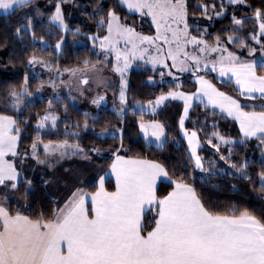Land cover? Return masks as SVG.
<instances>
[{
	"label": "trees",
	"instance_id": "16d2710c",
	"mask_svg": "<svg viewBox=\"0 0 264 264\" xmlns=\"http://www.w3.org/2000/svg\"><path fill=\"white\" fill-rule=\"evenodd\" d=\"M72 1L30 0L28 4L17 6L7 14H0V115L11 116L18 121L20 131L17 154L25 152L36 139H41L46 142L74 143L84 150L85 155L68 156L54 164L53 167L61 168L60 175L69 183L66 188L60 187L55 192L56 199L50 195L44 182L32 179L29 189L21 180L17 184L6 181L0 185V201L4 195L5 199L1 202L10 212L23 210L31 220L48 222L75 191L96 189L95 180L98 175L93 172L89 158L105 171L112 156L121 154L154 161L167 171L171 180L159 182L156 189L158 199L169 192L174 182H183L194 188L205 209L214 215L239 216L246 210L258 220L264 221V181L259 178L264 173V143L259 137H243L231 118L203 103L193 104L184 127L195 131L198 136L197 155L201 157L204 167L211 169L205 172L194 165L187 143L180 133V102L167 101L153 113L135 110L136 103L150 102L171 90L193 92L196 88L193 73L180 74L176 80H161V68L144 66L132 69L126 90L128 110L122 116L104 107L98 117L91 118L70 105L63 107L53 104L50 108L46 101L38 99L20 112L8 105L10 94L20 89L26 78L30 91L38 85V80L31 76L27 66L32 56L51 59L61 68L87 67L99 62L101 56L96 47L92 46L88 35L98 38L105 36L110 10L115 11L124 25L144 34L155 33L149 22L129 12L118 0H83L84 6L75 8V16L69 17L71 8H74L71 6ZM185 1L190 35L203 38L211 45L229 37H237L235 42L229 44V51L246 59L251 56V49H264V32L260 28L264 16H256V10L264 13V0H244L237 4L224 0ZM57 2L63 6L64 20L68 25L65 32L49 21ZM204 7L222 14L210 22L203 17L206 13ZM234 19L241 20L242 25H235ZM17 29L22 31L18 33ZM61 40L62 49L57 51L55 44ZM239 40H243L244 44L239 43ZM41 41L46 42L47 46H42ZM85 61L88 63L85 64ZM197 74L204 75L243 107L264 109V99L260 96L248 99L239 92L234 82L217 79L212 73L203 70ZM257 74L264 75V70L257 68ZM48 109H53L57 116L55 127L40 131L37 128L38 120ZM142 120H156L163 125L165 141L161 146L143 139L139 131ZM86 123H89L88 128L84 127ZM221 137L228 142H221ZM99 152L111 155H97ZM222 156L225 159H220ZM24 175L29 174L25 172ZM77 180L81 182H74ZM13 183L16 188L11 187ZM104 184L108 191L114 189L111 179H106ZM16 194L23 199L21 201L26 207H15L12 199ZM154 217L153 207L144 214V232L152 229Z\"/></svg>",
	"mask_w": 264,
	"mask_h": 264
},
{
	"label": "snow or ice",
	"instance_id": "6c2138e0",
	"mask_svg": "<svg viewBox=\"0 0 264 264\" xmlns=\"http://www.w3.org/2000/svg\"><path fill=\"white\" fill-rule=\"evenodd\" d=\"M29 2L30 0H0V9L10 10L14 6H23ZM122 2L130 11L151 16L158 32L162 24L170 27L169 20H171L177 23L183 22L184 35H187L185 0H122ZM243 2L244 0H229L231 4ZM256 16H264V13L256 10ZM109 17L111 19L108 21V31L112 33L113 21L118 20V17L114 12H110ZM52 20L64 27L59 5ZM242 23L241 20L234 19L235 25L240 26ZM260 28L264 32V23L260 24ZM20 31L22 29H17L18 33ZM115 31L127 43H131L134 50L138 48L133 41L134 36L141 44L152 43L154 39L159 38V36L156 38L138 36L133 28L122 27L118 23ZM172 34L174 39L179 41L177 32L173 31ZM237 39V37H229V42H235ZM109 40L110 37L106 36L101 41L102 50H107L104 41ZM164 40L168 42L167 36ZM188 42L204 43L196 37H192ZM114 43L112 42L113 50H115ZM239 43L244 44V41L239 40ZM55 47L60 49L61 44L58 43ZM200 50L204 51L203 48ZM254 53L255 49L249 51V55ZM132 55L135 58L136 52L133 51ZM168 55L175 60L171 51ZM139 58L143 59V53ZM117 59H120V53H117ZM221 59L228 60L230 66L221 67L220 76L231 73L236 77V84L240 86L242 94H249L248 99H255L256 97L252 95L255 93H259L260 98L264 99V75L257 74V68L264 70V51L258 61H241L232 53ZM157 62V58L152 59L154 66ZM196 62L199 63V60L197 59ZM34 63L40 62L35 58L29 60V64ZM87 63L85 61V64ZM128 67L129 59L125 56L123 67L116 70L123 76ZM215 70L213 66L212 71ZM71 75H75V72H71ZM81 82L87 84L89 81L84 79ZM200 82L205 85L203 95L208 97L209 103H216L214 97H222L228 101L230 106L225 109L221 104V110H226L229 116L239 120L245 137L257 136L259 133V138L264 143V111L245 112L236 100L217 92L206 81L201 79ZM11 95L15 99L13 108L19 110L22 97L29 93L25 89L23 93L13 92ZM169 95L173 99H184L185 113H187L188 101L192 98L182 93ZM167 98L161 95L156 105ZM103 100L104 97H98L92 102L99 106ZM120 100L121 103L125 102L123 81ZM48 103L51 104V101ZM156 105H153V110ZM49 118L48 115L44 116L39 126L44 127V122ZM51 119L54 124L55 117ZM17 124L18 121L11 116L0 115V185H4L6 181L16 180L18 175L14 165L4 159L9 153L13 156L17 155L16 145L20 131ZM139 127L146 138L151 135L157 142L164 136L160 124H140ZM14 131L17 135H13ZM195 135L196 133H192L193 137ZM189 143H192L191 139ZM62 147L72 146L66 144L56 146V148ZM35 148L34 144L33 149ZM45 151H49L48 146H45ZM80 151L82 150L77 148L71 154L75 155ZM68 154L61 152L62 157ZM192 156L195 158L197 168L205 172L211 171L210 168L204 167L201 157L196 155L195 148L192 149ZM220 159L225 157L222 156ZM39 162L44 163V161ZM112 172L116 175L117 190L114 193L104 191V177L100 178V190L90 197L92 218H89L85 208V197L81 195L75 198L76 193L73 194L75 199L64 208L57 209L55 219L48 222L33 221L19 213L13 216L5 207L0 206V229H2L0 230V264H264V221L258 220L246 210L239 216L214 215L205 209L194 188L181 183H175L173 191L158 199L155 194L157 180L161 177L171 180V177L161 165L150 161L125 159L117 155L112 164ZM259 178L264 181V173H261ZM11 187L16 188V184L13 183ZM152 206H158L153 218L154 227L145 235L143 214L151 211Z\"/></svg>",
	"mask_w": 264,
	"mask_h": 264
},
{
	"label": "rangeland",
	"instance_id": "374dc122",
	"mask_svg": "<svg viewBox=\"0 0 264 264\" xmlns=\"http://www.w3.org/2000/svg\"><path fill=\"white\" fill-rule=\"evenodd\" d=\"M119 3L124 6L129 12L133 14L139 15L141 18H143L145 21L149 22L152 27L155 30V33L153 35L144 34L136 29L135 34L138 36H146V37H152L156 38L159 36L158 39H154L152 43L145 42L143 44L140 43L139 39L136 38V36L133 37L134 43L138 45L137 49H133L131 43H127L124 38H121L117 35L115 31L116 24L118 23L122 27H129L124 25L118 15L115 13L114 10H110V12H114L116 17H118V20L113 21V31L112 33H109L108 31V21L111 19L109 17V13L107 16L106 21V34L104 37L108 36L110 37L109 41H104L105 45L107 46V50L101 49V41H103L104 37H96L95 35H88V39L90 40L93 47H96L98 53L101 56V60L91 66L87 67H80L75 66L72 68H61L57 64H54L51 59L42 58L38 56H32L29 58V60L35 58L36 61H39L40 63H34L29 64V60L27 62V66L30 70V74L32 77L36 78L38 80L37 87L33 90H29L28 85V79H25L24 84L20 89L13 90V92L16 93H23L25 89H27V92L29 95H25L22 97V100L19 105V110H16L13 108V103H15L14 97L10 94L8 105L15 110L16 112H20L26 108L27 105L32 104L35 100H44L47 102L50 108L53 107V104H60L63 107H66V105H70L74 109H78L80 111H83L88 114L91 118H96L99 116V113L102 108H110L116 112L118 116H122L127 110V104H126V90L128 85V75L129 72L132 69H137L144 66H149L152 68H161L162 72L161 74V80L171 79L176 80L180 74L184 73H193L194 78L196 81L197 91L201 88L202 89V83H200V76L197 74V72L203 70L206 72L212 73L217 79H220V68L221 67H229V61L228 60H222L221 57H227L229 53H232L229 51V44H232L233 42H229V38L225 41L217 42L214 45H211L206 42L205 39L192 36L189 34V27H187V35H184V23L180 22H173L169 20V26L161 25L159 32L157 30V26L153 23V19L151 16L148 15H141L139 12L130 11L127 8V5L122 2V0H118ZM225 2L229 3V0H224ZM57 5L61 8V14L63 16L64 21V27H62L58 22H55L52 20V17L55 15L56 7ZM71 6L74 8H71L69 12V17L75 16V8H78L80 6H84L83 0H77L72 1ZM186 6V1H185ZM17 6H14L10 10H2L0 9V14H7L11 11H13L14 8ZM206 10V13L204 14L205 20L213 21L214 18H217L222 13L213 12L214 10H208L206 7H204ZM186 23H187V13H186ZM203 20V19H202ZM49 21L60 28L62 31L68 30L67 22L64 20V10L63 6L60 2H57L55 4V7L53 9V12L51 13L49 17ZM199 21V20H198ZM201 23V21H200ZM188 26V25H187ZM168 28V30H166ZM173 31L177 32V35L179 36V41L174 39L173 37ZM167 36L168 42H165L164 37ZM192 37H196L197 40H202L204 43L202 44H196L191 43L188 41H191ZM94 39H96L94 41ZM76 42L83 43L81 40H77ZM112 42L114 43V49L112 48ZM61 44L60 49H55L57 51H60L63 46V40L57 42V44ZM42 46H47V43L44 41H41ZM204 49V51H201L200 49ZM212 48H217V51H212ZM144 49H147V51H144ZM226 49V50H225ZM133 51L136 52L135 58L133 57L132 53ZM169 51H171L172 56L175 57V60L172 59L168 55ZM117 53H120V59H117ZM143 53V59H140V54ZM236 57H239L241 61H249L251 62L253 60V57H248L246 59L245 57H240L236 53H232ZM128 56L129 59V67L127 70L123 73V76L119 71H117V68L123 67L124 57ZM157 58L158 62L155 64V66L152 63V59ZM199 60V63L196 62V60ZM167 65V66H165ZM174 65V66H173ZM213 66H215V71H212ZM67 70V71H66ZM71 72H75V75H71ZM171 73V75H169ZM87 79L89 82L87 84H83L81 81ZM223 80V79H220ZM122 81L124 84V92H125V102L121 103L120 100V92H121V85ZM196 91V92H197ZM173 92H168L165 94H162L166 97L162 103L159 105H156V101L159 97L156 99L147 102V103H136L135 104V110L145 113H153L156 110L160 109L167 101L171 100L172 97L169 95ZM98 97H104V100L100 103L99 106L96 104H93V100L97 99ZM51 101V104L48 102ZM153 105L155 106V109L153 110ZM122 109V111H121ZM48 115L50 118L44 122V127H40L41 120L44 116ZM51 117H55V123L53 124V121ZM57 120V116L53 109L46 110L45 114L38 120L37 128L40 131H44L48 128L55 127ZM140 124H146L150 125L152 123H158L156 120H142L140 121ZM87 125V127H85ZM85 128L89 127V123L84 124ZM141 131V130H140ZM143 133V132H142ZM149 133H151V129L149 128ZM186 141V140H185ZM220 141L223 142L225 139ZM36 145V148L33 149V145ZM69 145L72 147H62V148H56L58 145ZM45 146H48L49 151H45ZM77 148L81 149L82 151L77 152L75 155L83 156L84 150L74 143H70L68 141L63 142H46L42 141L41 139H36L32 145L25 150L23 153H18L16 156H13L11 159L15 163L16 168L18 169L19 173L17 175L15 182L16 184L21 180L26 184V188L29 189L31 187V180L32 179H39L40 181L44 182L46 185L50 195L56 199V191L60 187L66 188L69 183L62 178L60 175L61 168L53 167L54 164H56L58 161L68 157V156H74L71 153L74 152ZM52 149H56L55 151H52ZM189 154L193 160L194 165L195 158L192 156V150L190 148L188 149ZM61 152H67L68 155L61 156ZM35 153V154H33ZM94 153L96 151L94 150ZM97 155H106L110 156L111 153H103L99 152ZM197 155V154H196ZM5 159V158H4ZM39 161H44V163H40ZM90 163H92L93 172L98 175L95 182L98 184L100 182V178L104 177L105 171L104 169L96 162H93L92 158H89ZM25 172H27L29 175H24ZM83 181V180H82ZM74 182H81V180H77ZM7 194V192L5 193ZM2 197V195H1ZM4 200L5 197L3 195L2 197ZM12 202L15 203V207H26V204H24L18 195H13ZM7 202H9V198L7 199ZM23 212V210L21 211Z\"/></svg>",
	"mask_w": 264,
	"mask_h": 264
},
{
	"label": "crops",
	"instance_id": "0c3cea01",
	"mask_svg": "<svg viewBox=\"0 0 264 264\" xmlns=\"http://www.w3.org/2000/svg\"><path fill=\"white\" fill-rule=\"evenodd\" d=\"M262 51H264V49L255 50V53H254L253 55H251L250 57H253V60H257V61H258V60L261 59V53H262ZM258 75H259V74H258ZM219 78H220V79H223V80H229V81L234 82L236 88L239 90L240 93H242V92H241V89H240V86L236 84V77H234L231 73H228L226 76L219 77ZM201 79H202L203 81H206L208 84L212 85V87L215 88L217 92H219V93H223L224 96H226V97H230L231 99L236 100L235 98H233L232 96L228 95L227 93H225V92L219 90V89H218V88H217V87H216V86H215V85H214V84H213L208 78H206L204 75H201V76H200V80H201ZM193 80H194L195 85H196L195 78H193ZM200 83H201V82H200ZM204 89H205V85L202 84V89L200 88L198 91H197V86H196V88H195V90H194L193 92H186V91H183V90H180V89H175V90L168 91V92H173V94H181V93H182L184 96H188V97H191V98H192L191 100L188 101V111H187V113H185V100H184V99H180V98L173 99V98H172L171 100L178 101V102H180V103L182 104V112H181L180 120H179V130H180V133L183 135L184 139L186 140V143H187V147H188V149L190 148V150H192L193 148H195L196 154H197V149H198V146H199L198 136H197V134H196L195 137H193V136H192V133H196V132H195V131H192V130H187V129H185V127H184L185 120H186V118H187L188 112H189L191 106H192L193 104H195V103H203V104H205L206 106H208V107H210V108H212V109H214V110H216V111L222 113L223 115H226L227 117L231 118L232 120H234L235 123H236V125H237V127H238V129H239V131H240V133H241V135H242L243 137H245L244 134H243V132H242V130H241L239 120L235 119L234 116H229V115L227 114V111H226V110H224V111L221 110V104L224 105L225 109H226L227 107L230 106V105L228 104V101H225L222 97H214V99L216 100V103H209V101H208V97L203 95ZM196 91H197V92H196ZM209 91H210V90H209ZM168 92H166V93H168ZM164 94H165V93H164ZM243 95L248 96L249 94H248V93H243ZM252 95H254V96H260L259 93H255V94H252ZM171 100H169V101H171ZM236 101L241 105L243 111H245V112H256V113H259V112H261V111H264V109H256V108H253V107L245 108V107L242 106V104H241L238 100H236ZM233 111H235V109H233ZM3 116H5V115H3ZM182 119H183V125H181V120H182ZM158 123L163 127V125H162L160 122H158ZM163 130H164V127H163ZM139 131H140V127H139ZM140 134H141V136L143 137V139H144L146 142L151 143V144H153V145H155V146H161V145L164 143V141H165V130H164V136L161 138V140H160L159 142H157V141L155 140V138L151 137V135H149V136L146 138L145 135H144V133H142L141 131H140ZM13 135H17V133L14 131V132H13ZM254 137H260V134L258 133L257 136L248 137V138H254ZM190 139H191V141H192L191 144L189 143V140H190ZM17 143H18V141H17ZM16 151H17V145H16ZM117 155L123 156L125 159H135V160L150 161V160L141 159V158L128 157V156L121 155V154H116V155L112 156V159H111L110 165H109L108 168L105 170V174H104V182H105L106 179H111V181H112L113 184H114V189H113L112 191H108V190L106 189V187H105V184L103 183L104 191H106V192H108V193H114V192H116V190H117L116 175L112 172V164H113V162L115 161ZM12 157H13V155H11V153H9L8 155L5 156V160H7L9 163L13 164L14 167L16 168L15 163H14V162L12 161V159H11ZM150 162L156 163V162H154V161H150ZM156 164H158V163H156ZM159 165H160V164H159ZM16 171H17V173H19V171H18L17 168H16ZM162 181H168V179H166V178H164V177H161V178H159V179L157 180L156 185H155V194H156V189H157V186H158L159 182H162ZM175 183L187 184V183H183V182H174V183L172 184V187H171V189L169 190V192L173 191V189H174V187H175ZM187 185H189V184H187ZM189 186H191V185H189ZM191 187H192V186H191ZM99 190H100V182L97 184V187H96V189H95L94 191H87V190H81V189H80V190H77V191L74 192V193L77 194V197H75V198H78V197L81 196V195L85 197V208H86L87 211H88L89 218H92V211H91V209H92V205H91L90 197H91L92 195H95ZM169 192H168V193H169ZM74 193H73V194H74ZM168 193H167L166 195H164L163 197L167 196ZM73 194H72V195H71V196H70V197H69V198H68V199H67V200H66V201H65V202H64V203L58 208V209H62V208H64L66 204H69L71 201H73V199H75V198L73 197ZM163 197H161V198H163ZM0 206L5 207L6 210L9 212L10 215L15 216L17 213H19V214H21V215L26 216L24 212H10V211L8 210V208L6 207V205H4L1 201H0ZM146 207H149V206H146ZM153 207H154V209H155V213H156V208H157L158 206H152V208H153ZM146 212H148V211H146ZM146 212H145V213H146ZM145 213H144V214H145ZM55 214H56V212H55ZM144 214H143V218H144ZM54 219H55V215H54V217H53L52 220H54ZM33 221H36V220H33ZM153 227H154V226H153ZM153 227H152V228H153ZM0 230H2V229H0ZM150 230H151V229H150ZM150 230H149V231H150ZM147 232H148V231H147ZM147 232H144V231H143V234L146 235Z\"/></svg>",
	"mask_w": 264,
	"mask_h": 264
}]
</instances>
